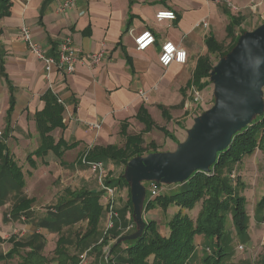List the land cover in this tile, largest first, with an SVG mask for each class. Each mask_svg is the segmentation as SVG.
Wrapping results in <instances>:
<instances>
[{
	"label": "crops",
	"instance_id": "0c3cea01",
	"mask_svg": "<svg viewBox=\"0 0 264 264\" xmlns=\"http://www.w3.org/2000/svg\"><path fill=\"white\" fill-rule=\"evenodd\" d=\"M64 1L10 0V14L0 18V64H3L6 76L0 75V143L5 145L12 161L20 166L25 182L17 193H8L10 189H7V184L11 177L8 176L9 179L1 183L0 205L3 212L20 205L22 199L32 201L21 211L36 210L51 202L53 199L50 193L60 190L54 188L56 192H51L46 187H52L56 180L60 184L69 175L67 168L73 164L82 166L77 162L79 154L92 145L116 144L120 138V123L124 120L129 123V132L134 128L138 130L137 133L142 130V124L135 118L141 106L144 105L150 115L153 111L162 118L159 105L166 107L169 114L172 110L181 109L186 114L185 109L192 101V95L199 94L207 87L198 90L192 83L195 65L199 57L207 53L204 39L213 35L216 40L223 41L227 12L242 16V20L251 18L253 24L258 19L264 21L262 0H256L255 11L248 7L253 3L251 0H227L238 8L237 13L225 4L226 1L216 0H73L68 8L61 10ZM159 10H172L176 18L158 22L155 15ZM200 21H206L207 27H196ZM25 23L32 32L33 40L41 44L47 54H53L55 44L67 37L72 39L83 54L102 53L99 63H79L70 75L58 77L52 73L54 89L68 107V113L63 112L65 128L53 130L52 136L55 141L62 136L68 143H77L73 148L65 150L59 158L50 151L42 158L33 157L36 162L34 168L27 164L25 158L40 143L32 117L44 106L40 97L47 90L48 84L42 62L36 59L19 36V27ZM145 29L152 31L156 43L138 51L133 35ZM164 41H171L186 50L187 60L184 64L172 62L167 67L160 65L157 55ZM139 91H144L143 97ZM11 95L14 96L12 108ZM72 100L77 103L75 111H72ZM8 109H11L10 114ZM178 120L175 119L176 124ZM90 122L101 123L99 132L88 127ZM30 146L33 148L27 153ZM257 152L246 161H250ZM3 153L6 154V149H3ZM39 171L43 172L44 177L34 180ZM15 184L12 180V191H15ZM122 188H116L115 192ZM89 189L96 191L95 188ZM104 201L103 196L100 203ZM115 211L118 213L116 205ZM118 218L117 214L114 221ZM127 219L129 221V216ZM107 221L108 217L105 226ZM36 224V221H24L23 217L7 222L0 217V254L12 247L8 239L11 236L22 242L32 240V244L41 248L43 255L47 249L55 250L56 233L48 227H37ZM248 227V241H253L251 234L255 232L258 239L264 231V219ZM112 228L106 231L104 228V232H111ZM10 231L20 233L17 232L18 236L11 235ZM34 235L44 238L45 245H41L36 236L33 238ZM112 239L109 236L108 246L120 242ZM50 242L54 244L52 248L48 246ZM205 242L203 236L195 238L196 250L191 264L202 261ZM121 247L125 246L122 244ZM27 250L28 247L20 248L19 254ZM104 251L105 247L96 251L90 259L96 262L101 255L99 252ZM19 254L1 260L0 264H19ZM84 254L87 256V251Z\"/></svg>",
	"mask_w": 264,
	"mask_h": 264
},
{
	"label": "trees",
	"instance_id": "16d2710c",
	"mask_svg": "<svg viewBox=\"0 0 264 264\" xmlns=\"http://www.w3.org/2000/svg\"><path fill=\"white\" fill-rule=\"evenodd\" d=\"M10 0H0V18L10 14ZM228 21L225 27V39L229 40L227 46L223 42L215 39L213 35L207 36L204 41L207 47V53L201 55L195 65L192 83L198 90L210 85V72L214 66L211 55H217L218 58L225 56L228 51L236 44L237 38L245 31L240 29L242 16L227 12ZM56 47V44H55ZM55 49V48H54ZM0 75L5 76L3 64H0ZM7 80V78H6ZM264 96V87H263ZM43 100V108L33 114L36 131L40 138L37 148L26 156V162L31 167H36L33 157L42 158L49 151L56 157L62 156L67 149L73 148L77 143L66 142L63 137L55 141L52 131L58 128L64 129L63 112L65 103L57 92L47 88L40 97ZM14 96L10 97V108L13 107ZM72 111L77 107L76 101H73ZM160 111L166 121L172 119L171 114L166 107L160 106ZM8 109V114H10ZM264 111V109H263ZM135 118L142 124L143 128L138 133L129 132L127 129L129 123L124 120L120 123L119 134L123 139L121 144L92 145L84 152L79 154L77 162L84 164L85 161H97L103 163H112L122 166L121 172L116 177L106 176L104 184L113 188H127V199L125 201L122 213L128 211L130 221L133 223L135 232L137 225L132 216V202H130V188L124 179V169L132 157L145 156L148 153L157 152V145L150 141L147 146H143V135L153 130V128L162 131L165 137L176 142L174 133L163 126H157L148 113L146 107L141 106ZM8 133V131H7ZM6 149V154L3 153ZM261 152L264 156V113L251 119L245 127L238 130L231 138L230 145L217 152V160L209 167V171L194 170L187 179L182 182L165 184L155 182L159 193L155 196H148L144 200V211L160 208L162 212L172 208V217L166 225L169 229L167 233L158 229L157 222L153 219L145 220L143 232L133 240L125 239L118 244L109 245L110 258H105L106 264H191L192 255L196 250L195 238L203 236L206 240L202 264H238L228 261L226 246L229 232L225 228L226 222L230 221L236 236L247 234L249 215L246 210V198L240 193L244 188L240 175L236 174V167L240 163L246 162V159L254 155L255 152ZM0 170L5 171L12 177V180H19L24 184L20 166L13 162L5 145L0 143ZM86 165V164H84ZM234 173V179L231 177ZM16 174V175H15ZM236 174V176H235ZM108 175V174H107ZM23 180V181H22ZM151 181H148L150 183ZM163 186H172L168 192H161ZM104 189L92 191L91 189L67 190L66 196L58 201V205L51 216H46L45 221L38 227L57 228L58 223H75L76 221H87L88 227L86 233L76 240L83 248L89 247L90 238L96 233L97 226L103 213V204L100 199L104 196ZM31 200L22 199L21 204L11 209L10 213L16 216L21 209L26 208ZM199 204V206H196ZM194 208L195 215H189L190 210ZM258 221L264 219V192L256 203L255 208ZM124 211V212H123ZM259 216L260 219L258 218ZM125 221V220H124ZM115 226V221L113 227ZM113 229V228H112ZM129 233H113V238L118 239ZM40 237L34 235L33 238ZM12 247L4 254H0V261L12 258L19 254L20 248L28 247L24 254H19V264H47V260L41 253V248L29 241H17L15 237L8 238ZM70 240L59 237L55 244L54 253L60 258L58 264H76V259L68 256L66 251L61 249L65 243ZM103 243H108L107 237ZM125 247H121V245ZM264 264V261H263Z\"/></svg>",
	"mask_w": 264,
	"mask_h": 264
},
{
	"label": "rangeland",
	"instance_id": "374dc122",
	"mask_svg": "<svg viewBox=\"0 0 264 264\" xmlns=\"http://www.w3.org/2000/svg\"><path fill=\"white\" fill-rule=\"evenodd\" d=\"M226 6V5H225ZM236 9H238L236 7ZM234 12H238L237 10H233ZM263 21L261 19H258L255 24H253L251 18L248 20H242L240 29H243L245 31H251L254 30L258 25H260ZM223 44L227 46L229 40L223 39ZM219 60L217 55L212 56V62L215 64ZM192 101L187 104L186 107V114L183 113V109L181 110H172L170 114H172L173 120L167 122L164 118L161 117L160 114H155V112L152 111L153 118L155 119V123L157 126H164L169 129L170 132L175 134V137L177 139L176 142H173L169 138L165 137L162 131L153 128V131L150 133H145L143 135V146H147L150 141H153L157 145V152L159 151H174V149L177 147L178 142L183 141L186 136H187V131L189 127L193 123V119L199 115H201V112L208 109L211 107L214 103V98H213V86L212 84L208 85L204 90H202L199 94H194L192 95ZM175 119L178 120V124H176ZM133 133H137V129H132L131 130ZM123 142V139L120 137L118 140H116V144H121ZM33 147L27 148L26 152H30V150ZM37 162H39L37 160ZM28 164V163H27ZM104 168H105V177H116L122 170V166L120 165H114L112 163H104ZM67 177H65L60 184H57V180L52 183V187H46L47 190H50L51 192H56L54 188L59 189L57 193H50L52 196V201L46 203L44 206L39 207V209L36 210H25L22 212H19L16 216H13L10 213V209L7 211L3 212V207L0 205V217L4 221H11L17 219V217H23L24 221L25 219L32 222L36 221V225H40L42 221H45L44 219L46 216H51V213L54 212L56 209V206L58 205V201L60 200L61 197H65V189L69 190H74V189H80V188H95V190H101V185L98 181L97 174L94 172L90 171V167L87 165L80 166L79 164H73L72 167L67 168ZM51 174H53L51 172ZM108 174V175H107ZM236 174L240 175L241 181L244 184V188L240 189V193L246 198L247 203L245 205L246 210L249 215V220H248V225H252L253 223L255 224L258 219L256 218L257 212L255 210L256 208V203L257 201L261 198L262 193L264 192V156L260 152H257L255 156L251 157L250 161H246V163H240L236 167ZM235 174V176H236ZM16 175V174H15ZM9 174H6V172L0 170V185L2 182H5L6 178H8ZM26 176V175H25ZM37 176V177H36ZM36 176L33 178L34 180L41 179L43 176V172L39 171L37 172ZM10 177V176H9ZM9 179V178H8ZM12 179V177H11ZM9 180V184L7 189L9 192H19V189H22L24 187V184H21V181L15 179L13 181L16 182V187L15 191H12V180ZM105 179V178H104ZM234 179V177H233ZM142 186L145 188V198L148 196L150 197V189L148 187V181H143ZM11 185V186H10ZM61 185V186H60ZM162 190L160 191L168 192L169 189H172V186H163ZM7 191V190H6ZM7 194V193H6ZM4 195L5 198H7V195ZM115 196V204H116V210L118 214V220L115 222V226L113 227L111 232H104L105 228V222L107 220L106 217V212H107V205L104 208V203H103V213L101 215L100 222L97 226L96 233L88 240L89 242V247L88 248H83L79 244L76 245V240L78 238H81L86 232L88 224L87 221L85 220H78L75 223H58V225H55L57 228L51 229L52 232L56 233V238L58 239L63 235V237L67 238L70 240L69 243H65L61 246V249L65 250L68 256H71L76 259V264H78L79 260L81 259V255L83 254L84 251H87V256H85V261H87V264H93L95 262L93 259H90L91 256L96 251H101L102 248L105 247V251L99 252L101 253L100 257H97L96 262L94 264H106L105 258H110L108 255L109 252L107 250L110 248L107 243H103V239L107 237L109 239L110 234L113 233H129L131 230H133V223L132 221H128L127 217L129 215V212L126 211L124 212V216L120 212L124 209L125 206V200L127 197V188L123 187L122 189H117L116 192L114 193ZM3 197V198H4ZM11 198V197H10ZM67 198V196H66ZM143 200V201H144ZM196 206H199L197 204ZM172 208H168V211L162 212L160 208H154V209H149L146 212L144 211V203H143V210H142V216L144 217V220H155L158 225V229L161 232L167 233L168 228H167V221L173 216ZM190 217L195 215L194 208L190 210L189 212ZM261 216L258 218L260 219ZM21 219V218H20ZM22 220V219H21ZM125 220V221H124ZM261 224V223H260ZM120 226V227H119ZM131 226L130 228H127ZM38 227V226H37ZM116 227H119V229L116 230ZM225 228H227V231L229 232L227 239H229L228 244L226 246V251L228 256V261H235L238 264H263L264 261V231L261 234V236L257 239L255 237L258 235L256 232L254 234H251L252 240L256 241H248V230L247 234L242 235V236H236L235 232L233 231V227L231 225L230 221L226 222ZM249 229V228H248ZM20 233V231H17ZM17 232L10 231L11 235H16L18 236ZM25 234V233H24ZM109 234V235H108ZM36 240L40 241L41 245H45V239L38 238L36 237ZM56 240V239H55ZM114 240V239H112ZM56 244V241H55ZM241 245L242 248L240 249L238 246ZM50 248L54 246L52 242L48 244ZM80 246V247H79ZM122 246V245H121ZM44 250V249H43ZM43 252V251H42ZM44 257L47 260V264H58V258L57 254L54 253V249H47V251L44 254ZM195 264H202V261H196Z\"/></svg>",
	"mask_w": 264,
	"mask_h": 264
},
{
	"label": "water",
	"instance_id": "95a60500",
	"mask_svg": "<svg viewBox=\"0 0 264 264\" xmlns=\"http://www.w3.org/2000/svg\"><path fill=\"white\" fill-rule=\"evenodd\" d=\"M228 53L212 67L209 81L214 103L193 119L186 138L174 151L132 157L123 173L130 188L132 216L137 229L118 240H133L143 232L145 188L143 181L182 182L194 172L209 171L217 152L227 148L232 136L251 119L264 113V21L244 31Z\"/></svg>",
	"mask_w": 264,
	"mask_h": 264
},
{
	"label": "built area",
	"instance_id": "2783aa9c",
	"mask_svg": "<svg viewBox=\"0 0 264 264\" xmlns=\"http://www.w3.org/2000/svg\"><path fill=\"white\" fill-rule=\"evenodd\" d=\"M73 0H65L63 3V8H68L73 2ZM217 2L226 1L227 6L231 10H237L236 7L227 0H216ZM264 1V0H262ZM253 2L249 5V9L255 11L256 9V0H251ZM156 20L158 22L162 20H169L175 19L176 14L172 10H159L156 12ZM207 27L206 21H200L196 25ZM19 36L21 40L26 44L29 48L31 53L36 57V59L42 62L43 65V74L45 75V79L48 84V88L53 90L54 92V79L52 78V73L57 74L58 77H63L65 75H70V73L74 72L76 67L79 63H99L102 57V53H82L79 48L73 43L70 37H67L59 42H57L55 50L53 54H47L43 46L37 42H35L32 38V32L29 26L25 23L19 27ZM133 42L135 43L136 49L138 51L145 50L151 45H154L155 37L151 30L145 29L142 30L140 33L133 35ZM158 61L162 67L169 66L172 62H176L179 64H184L187 60L186 50L182 47L176 45L173 42L164 41L159 46L158 51ZM139 94L143 97L144 91H139ZM66 114L68 113V107L65 105ZM88 127L95 131L96 133L99 132L101 128V123L99 122H90L88 123ZM2 135V131L0 130V136ZM82 162L90 167L91 171L97 174L98 181L101 185V188L105 190L104 198L105 203L107 205V217L108 221L105 226V231L113 226L114 218H117V213L115 211V188L104 184L105 178V168L103 162L97 161H85L82 159ZM234 176L232 173L231 177ZM150 189V196H155L159 193L158 187H156L155 183L151 181L148 184ZM131 226L127 227L130 228ZM240 249L242 248L241 245L238 246ZM78 264H87L85 261V254L81 256Z\"/></svg>",
	"mask_w": 264,
	"mask_h": 264
}]
</instances>
